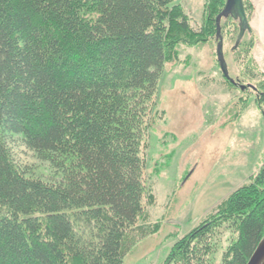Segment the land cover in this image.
<instances>
[{"label": "trees", "instance_id": "16d2710c", "mask_svg": "<svg viewBox=\"0 0 264 264\" xmlns=\"http://www.w3.org/2000/svg\"><path fill=\"white\" fill-rule=\"evenodd\" d=\"M211 20L192 29L173 0H0V264H122L156 230L140 222L152 102L176 46ZM14 139L52 179L15 163ZM221 205L237 232L223 264H246L264 236V163ZM218 220L171 253L201 264Z\"/></svg>", "mask_w": 264, "mask_h": 264}, {"label": "rangeland", "instance_id": "374dc122", "mask_svg": "<svg viewBox=\"0 0 264 264\" xmlns=\"http://www.w3.org/2000/svg\"><path fill=\"white\" fill-rule=\"evenodd\" d=\"M213 1L173 0L192 29L212 20L206 36L179 43L163 67L142 146L154 202L146 204L140 222L157 226L131 248L122 264H186L181 253H171L173 245L193 232L203 234L213 218L219 219L218 225L207 226L208 250L199 253V261L223 264L237 232L223 215L221 202L250 183L264 163V0H243L250 30L239 44L238 22L221 20L228 74L238 82L234 86L224 79L216 60ZM248 84L256 90L239 89ZM9 145L17 165L33 176L52 179L48 164L19 140Z\"/></svg>", "mask_w": 264, "mask_h": 264}, {"label": "water", "instance_id": "95a60500", "mask_svg": "<svg viewBox=\"0 0 264 264\" xmlns=\"http://www.w3.org/2000/svg\"><path fill=\"white\" fill-rule=\"evenodd\" d=\"M232 18L238 22V35L237 42L242 38L246 31H249L248 21L245 15L244 7L242 0H225L223 8L215 17V38H216V47L215 54L218 67L220 72L225 80H227L232 85H236L237 82L232 79L228 74L227 64L223 55V37L221 34V20L224 18ZM239 89L242 91L246 87L254 89V86L251 84L248 85H238ZM246 264H264V236L260 239L255 249L251 253Z\"/></svg>", "mask_w": 264, "mask_h": 264}]
</instances>
